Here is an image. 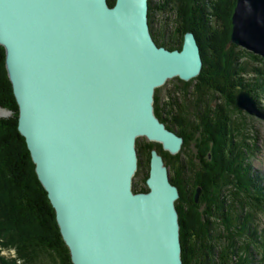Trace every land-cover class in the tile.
Instances as JSON below:
<instances>
[{
	"label": "water",
	"instance_id": "obj_1",
	"mask_svg": "<svg viewBox=\"0 0 264 264\" xmlns=\"http://www.w3.org/2000/svg\"><path fill=\"white\" fill-rule=\"evenodd\" d=\"M231 20L227 46L264 58V0H236ZM0 45L18 128L73 264H183L180 191L156 148L149 191L135 192L134 177L138 138L172 155L183 147L156 115L155 91L199 76L196 34L186 32L181 49L159 46L149 0H0ZM235 103L264 118L248 91Z\"/></svg>",
	"mask_w": 264,
	"mask_h": 264
},
{
	"label": "trees",
	"instance_id": "obj_2",
	"mask_svg": "<svg viewBox=\"0 0 264 264\" xmlns=\"http://www.w3.org/2000/svg\"><path fill=\"white\" fill-rule=\"evenodd\" d=\"M115 1L108 0V3L113 6ZM174 4L177 10L174 9ZM235 5L236 0H149V22L156 43L171 50L181 49L185 33L192 31L201 46L204 61L203 69L196 78L190 81L179 78L167 81L173 86L166 89L169 95L165 102L166 109L161 106V87L155 91V113L169 129L184 137L181 151L172 155L163 150L159 143L146 138L137 140L139 168L135 177L139 178L142 173V178L141 183L134 182V191H149L146 179L149 176L151 151L154 148L163 156L171 181L179 188L180 197L176 201V207L179 212L183 264H230L238 248L232 242L217 252L216 247L220 245L221 238L217 234L218 229L215 234L211 233L214 226L210 220L213 215L218 217L216 210L225 208L218 197L220 190L216 180L218 174L227 169L223 163L224 157L228 156L226 150L231 146L228 138L230 118H227L225 111L222 114L219 112L215 120L218 124L214 129L209 114L203 116L201 113V98L195 104L198 119H190L192 111L188 107V100L195 91L193 87L191 89L194 84L197 92L207 93L209 88L221 92L234 106L236 95L240 91L246 90L255 98L256 90L264 88V69L251 66L250 63L252 58L264 62L263 58L244 49H237L234 44L227 48ZM210 7L214 12L209 10ZM160 10L171 20L175 16L171 17L170 12L172 15L178 14V18L173 20L180 23L177 30L167 31V37L163 33L164 39L158 36V31L153 26L155 11ZM213 16L217 17L214 21ZM218 21H221L220 26ZM5 59V49L0 45V108L12 111L10 116L0 117V264H38V260L42 261L43 254L50 258L47 264H73L69 247L57 222L56 211L38 178L26 139L18 128L19 106L8 77ZM244 75H250L245 82ZM177 91L180 93L177 94ZM183 95H186L184 105ZM256 101L258 102L257 99ZM191 105L194 106L193 100ZM165 113L167 116H164ZM197 132L200 134L197 136L200 144L196 147L203 154L199 158H203L201 162L204 163L202 166L206 172L193 176V183L188 180L190 170L182 155ZM208 154L211 159L207 157ZM189 161L187 160L188 163ZM238 184L248 193L251 192L264 207V189L253 184L250 176L245 179L240 175ZM197 186L201 187L198 202L195 201ZM204 202L207 209L200 212V203ZM226 215L223 213L219 217L229 224ZM255 231L254 234L250 233L254 239ZM260 237L258 242L261 244V259L264 263V238ZM4 250H14L15 255L5 256L1 253ZM248 263L247 255L241 254L234 264Z\"/></svg>",
	"mask_w": 264,
	"mask_h": 264
},
{
	"label": "rangeland",
	"instance_id": "obj_3",
	"mask_svg": "<svg viewBox=\"0 0 264 264\" xmlns=\"http://www.w3.org/2000/svg\"><path fill=\"white\" fill-rule=\"evenodd\" d=\"M173 7L177 10L175 4ZM209 10L213 11L214 9L210 7ZM169 14H171V17L175 16L172 17L173 19H176V17L178 18V14L174 13V15H172L171 12ZM153 17V26L155 30L158 31V36L161 37V39H164L163 33L167 37L169 35L167 31H171L173 29L177 30L176 28H178L180 24L178 21L176 23L175 20L168 19L164 12L161 10L157 12L155 11ZM213 17L214 21L217 17ZM218 25H221V21H218ZM230 47L231 46H227V48ZM237 49L246 50L241 46H237ZM245 59L248 60L247 58ZM250 63L251 66H259L264 69V62L260 60L252 58L250 60ZM247 77L250 78V75H247ZM247 77L245 75L243 76L244 82L248 79ZM172 86L173 84L166 82L161 87L160 100L162 107H165V102L166 100H168L167 98L169 95L167 93V90L172 88ZM192 87L193 89H195V91L193 95L191 94V99L188 100V107L192 111V113H190V119L195 120V118H199L197 117L195 104L200 98L202 100V102L200 103L201 113L203 116H205L206 113L209 114L210 119H212L214 123V129L218 124V122H216L215 120L219 112L220 114H222V112L225 111V114L228 115L227 118H230V120H228V138L231 140V146H229L230 148L228 151L226 150V152H228V156L224 157L223 163L225 166L224 168L227 169L222 173L220 172L216 180L219 183L218 190H220L218 193V197L219 200H222L225 208L223 209V207H220V210L215 209L218 217L214 215L210 217V220L213 222L212 225L214 226V231L211 233L215 234L216 229H218L217 234L221 238V243L216 247V250L218 252L219 250L224 249V247L231 245V243L233 242L236 246H238V248L236 250V255L232 257V260H230V264H234L238 259V256L241 254L247 255L249 259L248 264H264L261 259V244L258 242V237L261 236L260 238H264V207L262 206L263 204L257 200V198H254L251 192L248 193L245 189L242 188V186L238 184L240 175L245 179L249 178L250 176L253 179V184H257L258 187L264 189V118L258 117L256 115H251L249 112L239 109L236 106V103L234 106L233 104L228 102L226 96L219 91L216 92L213 89L209 88L207 90V93L201 91L197 92L196 84H194V86H191V89ZM256 91L257 93H255V99L258 100L260 104L259 106L264 112V88H258V90ZM179 93L180 91H177V94ZM185 96L183 95L182 97L183 105L185 103ZM192 100L194 102V106L191 105ZM164 116H167L166 113L164 114ZM169 118L170 117H168V119ZM220 118L224 119L221 115ZM198 135H200L199 132H197L192 140L186 145V151L182 155V159L186 161L190 170V173H188V180H192V182L194 180L193 176L200 175L202 172H206L202 166L204 163L201 162L203 158H199L202 152L198 150V147H196L198 143L200 144V140L197 137ZM233 143L235 146L233 145ZM203 157L205 160V155ZM207 157L211 159V155L208 154ZM187 160H190L189 163L187 162ZM141 178L142 173H140L139 178L135 177L134 182L141 183ZM205 209H207L205 202L200 203V212L205 211ZM223 213L227 214L226 218H228L227 222L229 224L224 223L223 218L219 217V215H222ZM239 224L242 229L239 227ZM254 230H256L255 235L258 236H255L256 239L250 236V233L254 234ZM1 253L5 256L15 255L14 250H4ZM41 259L42 261L38 260V264H47V261L50 262V258H48L45 254H43V258Z\"/></svg>",
	"mask_w": 264,
	"mask_h": 264
},
{
	"label": "flooded vegetation",
	"instance_id": "obj_4",
	"mask_svg": "<svg viewBox=\"0 0 264 264\" xmlns=\"http://www.w3.org/2000/svg\"><path fill=\"white\" fill-rule=\"evenodd\" d=\"M198 188H200V193H199L198 199H196V197H195V201H196V202L199 201V197H200V195H201V187L199 186ZM198 188H197V189H198ZM191 194H192V192H191ZM195 194H196V193H195Z\"/></svg>",
	"mask_w": 264,
	"mask_h": 264
}]
</instances>
